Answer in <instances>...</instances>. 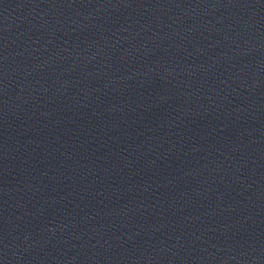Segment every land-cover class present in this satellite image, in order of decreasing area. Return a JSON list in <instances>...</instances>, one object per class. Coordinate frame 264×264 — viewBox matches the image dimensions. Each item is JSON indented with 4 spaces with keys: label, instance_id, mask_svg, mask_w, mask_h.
I'll list each match as a JSON object with an SVG mask.
<instances>
[{
    "label": "water",
    "instance_id": "95a60500",
    "mask_svg": "<svg viewBox=\"0 0 264 264\" xmlns=\"http://www.w3.org/2000/svg\"><path fill=\"white\" fill-rule=\"evenodd\" d=\"M0 264H264V0H0Z\"/></svg>",
    "mask_w": 264,
    "mask_h": 264
}]
</instances>
